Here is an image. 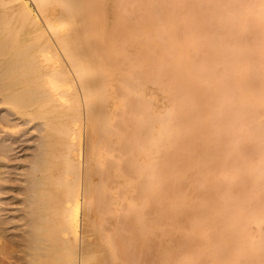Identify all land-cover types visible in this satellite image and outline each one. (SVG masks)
Returning a JSON list of instances; mask_svg holds the SVG:
<instances>
[{
    "label": "bare ground",
    "instance_id": "6f19581e",
    "mask_svg": "<svg viewBox=\"0 0 264 264\" xmlns=\"http://www.w3.org/2000/svg\"><path fill=\"white\" fill-rule=\"evenodd\" d=\"M191 1L0 0V264H264V0Z\"/></svg>",
    "mask_w": 264,
    "mask_h": 264
},
{
    "label": "rangeland",
    "instance_id": "374dc122",
    "mask_svg": "<svg viewBox=\"0 0 264 264\" xmlns=\"http://www.w3.org/2000/svg\"><path fill=\"white\" fill-rule=\"evenodd\" d=\"M190 1V0H189ZM199 1V0H198ZM198 1L197 0H192L189 4H188V7L189 8H191L192 10L194 9L195 10V8H197L198 6H199V4H200V6H203L202 5V3L204 4V2H202V1H200V3H198ZM246 0H244V2H245ZM256 2H261V0H255ZM202 2V3H201ZM214 6H216L215 4L213 5V7ZM212 7V8H213ZM211 8V7H210ZM259 10V9H258ZM243 14V13H242ZM242 16V15H241ZM214 22V21H213ZM242 32H243V30H242ZM248 32L245 30L244 31V34L247 36V37H245V38H248V34H247ZM241 35H242V33H241ZM245 35H243V36H245ZM249 43V42H248ZM247 42H246V44H248ZM245 43L244 44H242V47L244 46V45H246ZM258 44H259V42L258 43H256V44H253L252 45V47L251 48H256L257 46H258ZM235 46V45H234ZM225 47V46H224ZM224 47L223 48H221V49H223L222 51L224 52ZM236 47V46H235ZM235 47H232L231 49H228L227 50V48H226V52L227 51H229L230 52V50L232 51V49H233V51L235 52ZM250 47H247V45L246 46H244L243 48H241V47H236V48H239V52L238 51H236V52H238L239 54H241V55H244V54H242V53H247L248 52V50H249V48ZM240 49H241V52H240ZM238 50V49H237ZM225 52V53H226ZM238 53H235V54H237V55H239ZM228 55V54H227ZM237 55H235V56H237ZM246 55V54H245ZM231 98V97H230ZM232 100L233 99H231V102H230V105L232 104L233 105V103H234V106L236 105L235 104V100L233 101V103H232ZM253 101H255V100H253ZM162 102H163V100L161 99V101H160V104H161V106H162ZM156 103H158V102H156ZM229 105V108H231L232 109V105L230 106ZM160 106V107H161ZM235 107H233V109H234ZM237 108V107H236ZM263 108H264V104H263ZM230 109V111L232 112V115H231V120L232 121H234V123H235V125H234V127H235V129H234V127L233 126H230V124H229V122L227 123V125H229L227 128H225V130L222 132H220L221 134V137L224 135L225 137H226V144H225V147L227 148V149H230V147L232 146V148L233 147H236V149L239 151V150H241L240 151V153L237 151V150H235V151H237V152H235V154H237V155H235L234 156V160L232 159V166H233V170H230L228 173H226L225 175H224V173H221V175H220V173H217L213 178L215 179H213L214 180V182L216 183V185H218V186H220V188L222 187V189L224 190V191H221V193H222V195L224 196V198L223 199H226V197H229L230 196V198H227V200H225V201H228L227 203L229 204V206H230V203H232L233 201V199H234V202L231 204V206H233V204L235 203V201L236 200H238V199H240L241 198V200H239L240 202L242 201H244V203H240L239 201V203H237V201H236V204H242V205H246V206H248L249 204L248 203H250L251 201H249V198L251 197V200L252 201H255V200H257L258 202L260 201V202H262V203H264V183L262 182V181H264V176H262V175H264V159H263V156H264V141H263V139H261L260 138V136L258 137L257 136V134L255 135V138H250V139H254V143L252 142V140H246V139H248L247 138V135L249 134V133H251V132H253V131H255L254 129V127H253V123H252V121H251V123L252 124H250V118H248V119H243V120H240V116H242L241 114H242V111H241V113H240V115H239V113L237 112V111H235V109L232 111ZM236 110H239V109H236ZM226 111H229L228 109L226 110ZM226 111H224V113L226 112ZM263 111H264V109H263ZM230 112V113H231ZM264 113V112H263ZM2 113H0V115H1ZM226 114V113H225ZM227 115L229 116V112H227ZM227 115H225L224 117H226ZM237 115H239V116H237ZM246 117H248V116H245V118ZM227 118V117H226ZM235 118H236V120H235ZM227 119H230V117L229 118H227ZM239 120V122H236V121H238ZM226 121H228V120H226ZM240 121H241V123H240ZM258 122H261V123H264V116H261V118L259 117L258 118V120H257ZM244 122V123H243ZM230 123H231V121H230ZM239 123V124H238ZM238 124V125H237ZM241 124V125H240ZM249 124V125H248ZM231 125H232V123H231ZM247 125V126H246ZM231 127H233V131H235L234 133H236V137L238 138H235L236 140H235V142L234 143H231V140H232V138H233V136L231 135V134H234V133H231ZM248 128V129H247ZM89 129V128H88ZM88 129H87V126H86V128L84 129V132L86 133L87 131H88ZM229 129V130H228ZM253 130V131H252ZM225 132V133H224ZM85 133H84V135H85ZM223 133V134H222ZM231 136H232V138H231ZM250 136V135H249ZM251 137H252V135H251ZM254 137V136H253ZM260 138V140H262V145L261 144H259V142H260V140H259V142H258V139H256V138ZM223 139H224V137H222ZM262 138H264L263 136H262ZM234 140V139H233ZM230 141V142H229ZM247 141V142H246ZM231 143V144H230ZM229 144V145H228ZM232 144H234V145H232ZM243 144H246V146L245 147H243L242 149H241V146H243ZM239 145V146H238ZM258 145H259V148H258ZM261 145V146H260ZM228 146V147H227ZM255 148H254V147ZM247 147V148H246ZM240 148V149H239ZM263 148V149H262ZM227 149H225V150H227ZM244 149V150H243ZM242 150L244 151V152H242ZM230 151V150H229ZM260 153V154H259ZM256 158V159H255ZM236 161V162H235ZM249 161H251V163H249ZM238 163V164H237ZM249 164H251L250 166H249ZM252 164H254L253 165V167H252ZM256 167V170H255V173H254V168ZM251 167V168H250ZM248 168V169H247ZM249 168H250V170H253V173L256 175V177H257V179H258V183L257 182H255L257 179H254V180H252L253 178H255L254 176V174L251 176V180L249 179L250 177H247V175L248 176H250L251 174L250 173H252V171H250L249 170ZM253 168V169H252ZM247 170H248V172H247ZM258 170H259V172H258ZM238 171V172H237ZM232 172V173H231ZM248 173V174H247ZM262 174V175H261ZM238 176V178H236ZM260 176H262L261 177V180H260ZM233 178H236L237 179V181H238V183H236L235 182V180L236 179H234V181L232 180ZM263 178V179H262ZM233 181V182H230V181ZM251 181V182H250ZM230 182V183H229ZM236 183V187H235V184L234 185H231V184H233V183ZM257 184V185H255V184ZM227 184H230V188L233 186L234 187V189L235 188H237L236 190H233L232 188H231V190H233L234 191V194L236 193L237 194V192H238V194H237V196L239 197L238 199L236 198V197H234L233 196V194L231 195L230 193V189H229V187H228V189L229 190H225V189H227V187L225 188V186H222V185H227ZM262 187V188H261ZM201 189L203 188L204 189V186L202 187H200ZM225 188V189H224ZM202 189V190H203ZM227 191V192H226ZM228 191H229V193H228ZM233 191H232V193H233ZM235 194V195H236ZM247 194H249V195H247ZM253 195H255L256 196V198L254 197H252ZM241 196V197H240ZM257 196H258V198H257ZM231 198H233L232 200H231ZM235 198H236V200H235ZM263 198V199H262ZM228 199H230V203H229V200ZM245 199V200H244ZM262 200V201H261ZM248 201V202H247ZM246 202V203H245ZM227 203H225V204H227ZM228 204H227V206H228ZM235 205V204H234ZM244 205V206H245ZM230 208V207H229ZM233 208V207H232ZM245 208L246 207H244V209H243V211L245 210ZM247 209L245 210V214L247 213ZM244 214V215H245ZM217 216H219L218 214H217ZM264 223H261V224H258V223H253L252 224V226H251V228H250V231H251V233L253 234V237H255L253 240H258L259 239V237H260V234H261V232H263L264 230ZM254 235H257V236H254Z\"/></svg>",
    "mask_w": 264,
    "mask_h": 264
}]
</instances>
